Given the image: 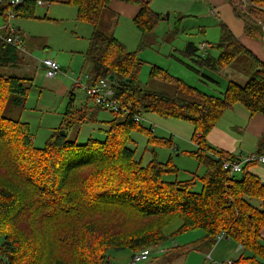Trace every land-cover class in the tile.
<instances>
[{"label": "trees", "instance_id": "16d2710c", "mask_svg": "<svg viewBox=\"0 0 264 264\" xmlns=\"http://www.w3.org/2000/svg\"><path fill=\"white\" fill-rule=\"evenodd\" d=\"M10 1L0 0V18L4 22L8 21L10 12L14 13L16 19L35 17L36 1L27 0L17 8L12 7ZM127 1L141 8L134 19V24L142 35L135 52L126 51L118 40L100 30L104 15L110 11L111 0L69 1L77 10V20L93 28L86 53L87 61L92 66L89 75L91 84L96 85L115 76V81L112 82L115 98L122 105L130 107L129 116L112 113L115 118L106 122L108 129L102 131L101 140L90 139L86 144L79 145L76 141H68L66 135H61V131L67 134L75 122L78 126L86 123L90 117L88 114L91 115L89 120L97 121L98 113L105 111L96 106L93 110L90 109L91 101L88 98L84 109L74 111L76 100L72 92L65 113V117L72 116L67 119V129L59 128L57 132L54 131L45 147L36 149L30 125L21 119L13 120L5 116L10 100L16 108H24L33 79L27 73V76H16L10 72H20L25 64L24 56L13 46L0 40V143H6L9 147L11 144L17 151L23 150L20 159L15 154V149L8 150L7 160L17 177L31 191V198L27 200V195L14 185L0 184V236L4 239L0 250V264H3L4 257L9 260L8 264H67L62 259L53 258L57 244L63 243L59 240L66 222L73 219L75 225L84 214H103L116 210H128L135 218L145 221V228L138 229L122 240L117 236L98 238L95 224L84 222L86 224L80 230V237L91 256L84 259L82 257L83 264H95L100 259L101 250L130 251L136 254L155 248L167 239L164 230L176 220L183 222L176 234L204 231V236L191 245L194 248L211 250L217 244V238L225 234V240L236 243L238 247H242L241 252L250 255L244 258L242 254L235 264H264V246L260 235L264 227V183L249 172V168L257 162L246 164L242 173L230 174L223 169V162L236 159L210 147L207 142V136L219 119L237 104L247 108L251 115H264V64L222 25L221 40L211 47L217 51V58L202 56L197 64L201 68L219 71L233 65L240 56L252 57L254 67L257 66L258 70L245 85L229 82L222 98H217L187 85L167 71L153 67L150 78L174 85L175 95L146 91L139 81L142 63L138 54L152 48L150 40L165 17L152 12L149 5L140 0ZM227 1L235 15L243 19L244 33L264 42V0H253L256 7L260 8H253L249 17H243L239 0ZM175 30L174 35H180V26ZM199 51L195 44L188 43L184 50L185 57L196 58ZM196 73L201 74L198 71ZM201 75L213 81L210 77ZM144 113L182 120L194 126L193 143L197 146V151L190 155L197 160L199 166L206 168L203 177H194L184 183H168L163 181V177L177 173L171 162L161 164L154 157L152 163L145 168L136 161L135 152L129 148L132 142L130 134L133 131H143L150 135V144L169 147L168 142L156 139L150 132L143 130L140 123L134 121L136 115ZM118 116L123 118L122 122L117 120ZM260 147L257 156L264 155V136ZM108 163L115 165L114 168L106 165ZM100 165H106L110 172H106V178L98 175V178L90 181L88 192L85 196H80L72 188L77 174ZM123 178L126 189L120 188ZM197 182L202 184L200 193L193 192ZM35 197L38 199L36 202ZM253 200L259 201L261 207L254 206ZM32 210L33 213L36 212L35 219L43 217L48 222L58 223L54 228L51 227L54 235H49L47 239L39 236L32 239L30 244L24 245L25 234L17 230L14 233L13 229ZM56 233L59 236H55ZM92 243L95 245L93 249L88 247Z\"/></svg>", "mask_w": 264, "mask_h": 264}, {"label": "rangeland", "instance_id": "374dc122", "mask_svg": "<svg viewBox=\"0 0 264 264\" xmlns=\"http://www.w3.org/2000/svg\"><path fill=\"white\" fill-rule=\"evenodd\" d=\"M43 1H45L46 7H37L33 19L14 18L12 20V26L15 28L16 33L19 34L22 39L23 36H25L23 40V42H25L24 50L19 51L23 56L25 55V64L22 65L20 72L32 71L29 75L35 77V85L32 86L23 111L16 108L12 100H10L7 103L5 112L6 117L13 120L21 119L22 122H26L30 125L33 135V144L36 149H43L54 131L57 132L56 130L59 128L67 129L68 120L72 117L71 115V117H65L69 103V100H67L65 96L49 93L47 90L44 92L41 91L42 84H39V80L46 79L45 71L40 67L41 62L49 56L52 59L58 60L57 62L59 65L67 69L65 70L66 74L63 75H65L72 84H75L78 78H82L81 86L76 87L75 84L76 89L74 93L76 105L74 104V111L76 112L84 109L88 103V97L84 86H95L91 84L90 77L88 81L86 78V73L90 68V62H86L85 53L90 46L92 27H89L88 24L85 23H77L76 8L70 4L68 5L69 7H66L54 5V3H51L52 0ZM189 1L192 2L193 0H172L170 4H173V7H181L180 11L182 12V7H186L185 4L188 5ZM198 1L204 3L202 0ZM239 7L243 17H245L241 3ZM186 12L187 10L183 9L182 13ZM167 14H169V17ZM162 15L165 17V21L161 23L160 28L157 29L155 35L150 40L152 48L143 50L138 54V58L142 63L139 81L142 88L146 91L164 93L170 96L175 95L176 88L174 85L150 78L153 67L167 71L173 77L184 81L187 85L197 88L204 94L217 98H222L229 82H234L243 86L254 74V60L247 55L240 56L233 65L219 71H214L208 67L201 68L197 64L202 56L211 55L217 58L218 55L216 50L210 48L206 50V48H202V46L210 44L213 47L220 42L221 24L231 30L237 38L244 34L243 19L235 15L232 6L229 4H225L222 8H218L212 15L208 10H204L202 12V18L195 20L188 17L181 23L179 22L180 17L176 12L166 10ZM106 16L104 15L100 23V30L111 36V19ZM126 24L125 21H122L120 31L118 32L121 34L127 51H137L135 50L137 46L136 43L138 42L136 31L133 34L131 31L126 30ZM2 25L3 20L0 18V27H2ZM179 26L180 35H174L173 29ZM19 29L21 30L20 32L24 34L23 36L19 33ZM203 30L205 33H203ZM3 34L7 36L9 33L7 31H2V35ZM137 34L140 37L139 31ZM188 43H193L199 48L200 51L196 58L189 59L185 57L184 50ZM25 46L29 51L28 55H26ZM195 70L210 77L213 81L203 78L202 75L196 73ZM82 71L86 73L84 74ZM10 72L15 73L16 76L21 74L15 71ZM66 78L61 77V75L58 77L65 85L69 86L70 91L72 90V84ZM47 81L48 80L45 81V85ZM94 107L95 105L91 101L89 108L93 110ZM89 113H91V111ZM88 116L91 117L89 114ZM90 117H88L86 123H81V125L78 126L75 122V127L73 126V128L68 129L67 134H65L68 141H76L79 145H83L90 139L101 140L102 131L107 128L106 122L114 119L112 113L108 111H100L97 121L89 120ZM117 120L122 122L123 118L118 116ZM139 126H142L143 130L150 132L156 139L164 140L169 144V147L156 146L149 143L150 135L146 132H131L130 139L132 142L129 148L135 152V159L142 167H148L152 163L154 157H156L157 161L161 164L171 162L170 164L177 169V173H170L163 177V181L168 183L189 182L194 179V177L199 179L203 175L204 169L199 166L197 160L190 155L197 151V146L193 143L194 126L192 124L178 119L163 118L154 113H144L141 115ZM5 144L0 143V184L14 185L16 188L23 191L27 195V200H29L31 198V191L26 187L25 183L17 177L7 160V151L15 148H13L14 146L11 144L10 147ZM14 144H16L15 141ZM22 151V149L21 151L15 149L14 151L19 159L22 157ZM106 165L111 168L115 166L112 163ZM106 165L95 166L81 171L77 174V179L72 185V188L76 189L80 196H85L88 192L87 189L90 181L98 178V175L103 177L106 175V172H110ZM121 182L120 188L126 189L124 183L125 179L123 178ZM114 187L116 188V186ZM201 189L202 184L197 182L193 192L200 193ZM34 200L36 202L38 200L37 197H35ZM258 203L259 201L257 200L252 201V204L256 207ZM35 204L38 206V203ZM33 212L34 210L29 212L26 217H23L13 229V232L17 230V232L25 234L26 238H24V245L30 244L32 239L39 236L47 239L49 235H54L53 228L58 223L55 221L48 222L43 217L35 219L36 212ZM77 221L75 225L73 219L67 221L68 223L66 222L65 230L61 233L62 238L59 240L63 241V243L57 244L56 251L54 252L53 258L55 260L62 259L67 262V264H83V259L91 256L90 251L88 252L85 249L83 239L80 237L82 236L80 230L84 228L86 224L84 222L95 224L98 238H112L113 236H117L120 240L132 235L138 229H144L146 225L144 220L142 221L135 218L128 210H116L103 214H84L82 218ZM148 225L150 226L151 223ZM83 234L86 235V232H83ZM203 235V230L176 234L173 238L165 240L161 247L151 248L153 255L140 264H149V262H152L149 260L153 257H157L162 247L164 248L161 252L173 246L174 248L188 247V245L191 246L193 243L199 241ZM55 236H59V233H56ZM3 243L4 239L0 236V250ZM88 247L93 249L95 245L92 243L89 244ZM242 254L244 256L249 255V253L237 252L233 260L238 261ZM99 255L100 259L96 260L95 264H132L131 261L134 254L130 251L118 252L110 249L101 250ZM203 261L204 257L202 254L200 253L199 255V253L194 252L190 254L187 260H181L177 264H202ZM8 262L9 260L4 257L3 264H8Z\"/></svg>", "mask_w": 264, "mask_h": 264}, {"label": "crops", "instance_id": "0c3cea01", "mask_svg": "<svg viewBox=\"0 0 264 264\" xmlns=\"http://www.w3.org/2000/svg\"><path fill=\"white\" fill-rule=\"evenodd\" d=\"M69 1L70 0H52L51 3H54V5L69 7L68 6ZM140 1L147 3L152 12L159 14L162 17H163L162 15L163 12H165L166 10L176 12L177 15L180 17L179 19L180 23L183 20L187 19L188 17L195 19V20L202 18V12L204 10H208L209 13L212 15V13L214 14L215 10H217L218 8H222L223 6H225V4H229L227 0H202L204 3H201L198 0H193L192 2L189 1L188 5L185 4L186 7H182V12H183V9L187 10L186 13H182L180 11L181 7L180 8L176 6L173 7L172 6L173 4H170V1L172 0H140ZM45 7L42 6L41 8H45ZM140 9H141L140 6L130 3L127 0H111L110 11L105 14V16L107 15L106 17L111 19V26H112L111 36H113L116 40H118L125 47L126 51H127V47L124 44L121 34L118 31H120V26H121L122 21H125L127 23L126 30L131 31L133 34L136 31V38L138 42L136 43L137 46L135 50H137V48L140 45L142 35L140 33L139 34L140 37L138 36L137 34L138 29L136 28L134 24V19L139 14ZM186 14H189V15H186ZM76 21L77 23H81L77 20V14H76ZM4 24L5 22L3 20V25ZM88 26L91 27L90 25ZM158 28H160V26ZM173 30L174 32L176 31L175 29ZM18 31L22 36L24 35L20 32L21 31L20 29ZM92 33H93V28H92ZM203 33H205L204 30H203ZM231 33L233 34L232 31ZM24 37L25 36H23V40H24ZM235 38L244 46L245 49L251 52L256 58H258L264 64V42H261L256 39H252L248 37L245 33L239 38H237L236 36ZM203 44H206V43H203ZM211 47L212 45L210 44L205 45L206 50L209 48L211 49ZM25 50H26V55H28L29 51L26 48V46H25ZM46 59H52V58L49 56ZM52 60L56 62L58 61L55 59H52ZM86 62H88L87 58H86ZM89 65H90V68L88 69L87 73L85 72L88 76L91 74V70H92L91 64ZM40 67L42 70H44L42 66V62L40 64ZM61 70H62V73L60 74L61 77L66 78V76L63 74H66L65 70L67 69L61 66ZM254 70L257 71L258 67L256 66ZM31 72L32 71L21 72L20 76H27L28 74V77L33 79V85H35V81H34L35 77H32L29 75ZM60 75L57 76L55 79L46 78L45 80H41V81L39 80V84H42L41 91L44 92L47 90L49 91V93H55V94H59V96H65L67 100L70 99V96L73 92V95L75 97L74 92H75L76 87H78V85H76L75 87V84H72V82L68 78H66L72 84L71 85L72 90L69 91V86L65 85L62 82V80L58 79ZM46 80H48L49 82L47 81V84L45 85ZM75 100H76V97H75ZM74 104L76 105V101ZM23 109H21V111H23ZM109 121L110 120H108L107 122ZM263 136H264V115L260 113L251 115L250 112L247 110V108H245L241 104H237L232 109L226 111L223 114V116L219 119L216 126L211 130V132L207 136V142L210 147L217 149L219 151H223L229 154L230 156L234 157L236 160L245 161L249 158L257 157L259 153V149L261 148L260 146L263 140ZM202 168L204 169V173H203L204 175L206 172V168L205 167H202ZM249 172L252 175H254L258 180H260L262 183H264V165L260 163H256L251 168H249ZM203 175L201 177H203ZM259 204L260 202L258 203V205ZM262 209H264V206L262 207ZM182 225H183V222L181 220H176L172 222L164 230V235L166 236V238L167 239L173 238L175 234L181 229ZM260 235L262 237L261 243L264 246V227L262 228ZM161 245H163V243L159 244L157 247H161ZM163 248L164 247H162L159 250L160 252H158L157 257H153L149 260V261H152V262H149V264H175V263L177 264L181 260H185V259L187 260L190 254L194 252L199 253V255L200 253L202 254V256L204 257V261L202 262V264H213V262H225L227 260L237 262L236 260H233V258L235 256V253L238 252L237 251L238 245L229 240L218 241L215 247L211 250L205 249L204 247L200 249H196L193 246L188 245V247H184V248H181V247L174 248L173 246L172 248L163 250L161 252ZM240 252L241 251H239L238 253ZM249 256L250 255H246L244 256V258H247ZM150 257H148L147 259H149ZM263 259H264V256H263ZM239 264H245V263H239Z\"/></svg>", "mask_w": 264, "mask_h": 264}, {"label": "built area", "instance_id": "2783aa9c", "mask_svg": "<svg viewBox=\"0 0 264 264\" xmlns=\"http://www.w3.org/2000/svg\"><path fill=\"white\" fill-rule=\"evenodd\" d=\"M27 0H11L10 5L14 8L20 7L24 2ZM36 1L37 6H45L46 3L43 0H34ZM242 4V10L245 16L249 17L250 13L252 12L253 8H257L253 0H239ZM15 18L13 12H10L8 15V21L0 27V40L6 42L7 44L13 46L18 51L24 50V42L23 39L19 34L16 33L15 28L12 26V20ZM2 31H7L9 34L5 36L2 35ZM202 48H205L203 45ZM42 66L45 70L46 78L54 79L62 73L61 66L58 62L52 59H45L42 61ZM87 80L89 76H86ZM82 78H78L75 81V84L81 86ZM85 92L93 104L96 107L102 108L105 111L111 113H119L123 116L130 115V107H126L121 104V102L115 98V87L112 85V82L107 80L100 81L97 85H85ZM134 121L137 123L141 122V116H135ZM257 162L264 165V155L257 156L255 158H249L247 160H233V161H224L223 162V169L228 171L230 174H238L242 173L244 170V165L250 162ZM226 237L225 234H221L217 239L221 241ZM176 248V247H175ZM152 255L151 249H146L140 251L133 255L132 257V264H140L148 257ZM210 257V256H209ZM208 257V258H209ZM213 264H235L234 261L228 260L225 262H213Z\"/></svg>", "mask_w": 264, "mask_h": 264}, {"label": "water", "instance_id": "95a60500", "mask_svg": "<svg viewBox=\"0 0 264 264\" xmlns=\"http://www.w3.org/2000/svg\"><path fill=\"white\" fill-rule=\"evenodd\" d=\"M167 16L169 17V14H167ZM107 80H108L109 82H114V81H115V76L112 75V76H110ZM127 82H128V80H127ZM61 135L64 136V135H65V132L62 131V132H61ZM241 249H242V247L239 246V247H238V252L241 251Z\"/></svg>", "mask_w": 264, "mask_h": 264}, {"label": "bare ground", "instance_id": "6f19581e", "mask_svg": "<svg viewBox=\"0 0 264 264\" xmlns=\"http://www.w3.org/2000/svg\"><path fill=\"white\" fill-rule=\"evenodd\" d=\"M226 238L222 239V240H225Z\"/></svg>", "mask_w": 264, "mask_h": 264}]
</instances>
